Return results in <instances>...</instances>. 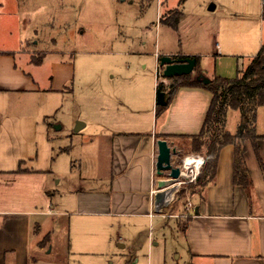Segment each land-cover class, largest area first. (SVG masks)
Segmentation results:
<instances>
[{"label": "crops", "instance_id": "crops-1", "mask_svg": "<svg viewBox=\"0 0 264 264\" xmlns=\"http://www.w3.org/2000/svg\"><path fill=\"white\" fill-rule=\"evenodd\" d=\"M263 44L264 34L259 51ZM15 53L0 52V92L61 94L74 80V66L61 63L55 64L51 82H42L35 76L37 71L26 73L19 66ZM18 54L26 65L32 64L29 51ZM213 55L221 56L219 44ZM198 60L190 78L214 80L215 72L210 76ZM43 64L42 60L32 70ZM156 86L157 76L147 88L151 102L147 111L139 104L120 106L103 117L97 132L89 133L79 158V176L63 177L55 169L42 172L39 180L36 172L28 170L13 174L18 181H35L42 189L37 192L39 199L0 198V264H37L49 245L51 252L62 251L70 264H87L76 261L105 257L116 248L128 251L127 264H264V175L249 141L244 143L252 181L248 188L234 182L236 150L229 145L221 150L213 177L189 185L162 213L155 211L152 188L169 177L157 174V141L166 140L181 157L186 151L183 156L200 154L206 159V151L194 150L192 137L202 132L212 101L211 92L203 87H181L170 104L158 111ZM233 112L237 128L230 130L227 123V130L235 135L243 120L238 111ZM46 118L40 123L46 125ZM258 135L263 137L259 152L264 163V133ZM190 140L192 146L182 149V143ZM53 185H66L71 202H57L56 197L63 196ZM146 223L148 234L143 230Z\"/></svg>", "mask_w": 264, "mask_h": 264}, {"label": "rangeland", "instance_id": "rangeland-1", "mask_svg": "<svg viewBox=\"0 0 264 264\" xmlns=\"http://www.w3.org/2000/svg\"><path fill=\"white\" fill-rule=\"evenodd\" d=\"M0 3V52H16L19 66L26 73L37 71L35 76L45 83L51 82L55 64L75 68L74 80L61 94L0 92V172H5L0 174L1 199L24 196L39 199L37 192L42 185L18 181L13 175H22L26 170L36 172L35 180H39L42 172L55 170L62 172L63 177L79 176L83 144L89 133L98 131L97 125L104 116L120 106L127 108L134 104L148 110L151 102L147 99V88L156 82L158 56L195 57L199 66L209 69L210 76L215 72V77L236 79L259 51L264 34L263 0H0ZM211 5L217 9L209 11ZM177 10L182 16L175 27L173 17ZM215 44L221 46L219 57L213 55ZM22 49L31 53L30 61L34 56L41 58L43 66L32 70L37 65L33 62L26 65L18 54ZM45 118L43 125L40 121ZM78 122L88 127L75 132ZM227 123L230 130H236L238 117L233 111ZM256 123V132L263 134L264 107L257 110ZM57 126L61 129H56ZM191 144V140L184 141L182 149L190 148ZM53 186L63 196L56 197L57 202L64 201V205L68 200L71 202L73 198L66 185ZM143 230L149 233L148 223ZM47 247L43 245V249ZM50 247L37 257L40 258L37 264H70L63 259L62 251L51 252ZM126 254L125 249L116 248L108 256L78 258L76 263L127 264Z\"/></svg>", "mask_w": 264, "mask_h": 264}, {"label": "trees", "instance_id": "trees-1", "mask_svg": "<svg viewBox=\"0 0 264 264\" xmlns=\"http://www.w3.org/2000/svg\"><path fill=\"white\" fill-rule=\"evenodd\" d=\"M181 16L182 13L177 10L175 17H173L175 27L178 26ZM262 18L264 20V0ZM35 58V56L32 58V62L36 65L42 61L41 58ZM173 58L184 59L187 57L173 56ZM160 61L158 71L162 70ZM202 78L205 77L202 76L201 79H191L190 76L175 77L170 79L171 83L168 87L158 84L156 90L157 92L168 93V105L181 87H203L211 92L212 101L202 132L198 137H192L195 151L200 152L203 148L206 149V163L198 181L205 182L209 176L211 178L215 175L221 150L232 145L236 150L234 182L248 188L252 181L244 157L246 151L244 143L246 141L251 142L264 175V163L259 152V141L263 137L256 132L257 110L264 107V44L250 64L238 72L236 79H225L217 76L209 84H204ZM164 108L166 107H158V111ZM233 110L238 111L241 119L245 121L243 129L235 135L227 130L228 114Z\"/></svg>", "mask_w": 264, "mask_h": 264}, {"label": "water", "instance_id": "water-1", "mask_svg": "<svg viewBox=\"0 0 264 264\" xmlns=\"http://www.w3.org/2000/svg\"><path fill=\"white\" fill-rule=\"evenodd\" d=\"M215 5L209 7V11H214ZM160 65L163 68V75L166 79H173L175 77L190 76L193 74L197 67V59L195 57L187 58H173L172 56H163L160 61ZM201 79V78H200ZM204 84H209L210 80L203 78ZM169 102V95L164 91L157 92L156 104L159 107H167ZM245 121H242L240 130L243 129ZM85 127V123L78 122L75 132H80ZM56 129L60 130L61 127L57 126ZM158 145V157L156 162L157 174L163 176L165 173L172 179H177L180 176V168L176 167L173 163V157L177 151H174L166 140L157 141ZM166 182L161 181L159 187H165Z\"/></svg>", "mask_w": 264, "mask_h": 264}, {"label": "built area", "instance_id": "built-area-1", "mask_svg": "<svg viewBox=\"0 0 264 264\" xmlns=\"http://www.w3.org/2000/svg\"><path fill=\"white\" fill-rule=\"evenodd\" d=\"M156 76L157 85L169 86V80L164 77L163 70H157ZM177 158L179 164L176 167H179L181 171L179 178L167 177L162 180L166 182L165 187L160 188L159 185H155L152 188V202L156 212L162 213L189 185L196 184L206 163L205 157L200 154H189L182 157L177 155ZM188 206L191 208L192 204L189 203Z\"/></svg>", "mask_w": 264, "mask_h": 264}]
</instances>
